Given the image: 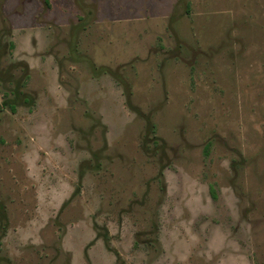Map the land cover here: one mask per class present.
I'll use <instances>...</instances> for the list:
<instances>
[{"label":"rangeland","instance_id":"374dc122","mask_svg":"<svg viewBox=\"0 0 264 264\" xmlns=\"http://www.w3.org/2000/svg\"><path fill=\"white\" fill-rule=\"evenodd\" d=\"M0 264H264V0H0Z\"/></svg>","mask_w":264,"mask_h":264}]
</instances>
